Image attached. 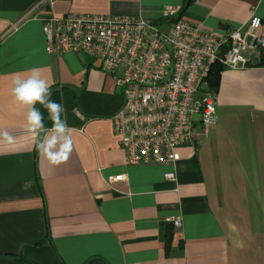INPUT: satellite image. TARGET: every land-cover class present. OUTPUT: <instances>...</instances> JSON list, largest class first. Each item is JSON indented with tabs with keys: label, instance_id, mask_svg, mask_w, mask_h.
I'll return each instance as SVG.
<instances>
[{
	"label": "crops",
	"instance_id": "0c3cea01",
	"mask_svg": "<svg viewBox=\"0 0 264 264\" xmlns=\"http://www.w3.org/2000/svg\"><path fill=\"white\" fill-rule=\"evenodd\" d=\"M169 7L208 30L229 31L252 11L264 25V0H0V132L13 138H0V264H264V52L219 68L216 89L203 90L214 104L208 134L175 148L170 180L168 164H127L110 118L124 100L114 77L87 54L44 49L51 14L141 15L164 29ZM32 68L65 109L73 151L59 166L12 95Z\"/></svg>",
	"mask_w": 264,
	"mask_h": 264
},
{
	"label": "built area",
	"instance_id": "2783aa9c",
	"mask_svg": "<svg viewBox=\"0 0 264 264\" xmlns=\"http://www.w3.org/2000/svg\"><path fill=\"white\" fill-rule=\"evenodd\" d=\"M164 16L172 20L162 29L141 15L51 14L42 32L46 52L87 54L114 77L124 100L110 118L127 164H168L163 175L175 180V148L208 134L214 104L201 85L211 65L246 66L247 50L264 52V25L254 11L224 32L184 19L174 7Z\"/></svg>",
	"mask_w": 264,
	"mask_h": 264
},
{
	"label": "clouds",
	"instance_id": "9594fccd",
	"mask_svg": "<svg viewBox=\"0 0 264 264\" xmlns=\"http://www.w3.org/2000/svg\"><path fill=\"white\" fill-rule=\"evenodd\" d=\"M27 78L16 76L13 80L12 95L17 103L25 106L27 111L28 131L37 138V149L42 152L49 163L59 166L68 161L73 151V141L69 135L66 120L61 118L65 111L62 104L50 99V84L42 78L38 68L29 70ZM42 105L48 112L52 127L46 128L44 115L36 107ZM45 133L43 139L40 134ZM0 138L12 142V136L7 132H0Z\"/></svg>",
	"mask_w": 264,
	"mask_h": 264
},
{
	"label": "trees",
	"instance_id": "16d2710c",
	"mask_svg": "<svg viewBox=\"0 0 264 264\" xmlns=\"http://www.w3.org/2000/svg\"><path fill=\"white\" fill-rule=\"evenodd\" d=\"M223 67L221 64L215 62L211 65L209 73L205 78V83L208 85V89L215 90L217 86L216 74L219 68Z\"/></svg>",
	"mask_w": 264,
	"mask_h": 264
},
{
	"label": "rangeland",
	"instance_id": "374dc122",
	"mask_svg": "<svg viewBox=\"0 0 264 264\" xmlns=\"http://www.w3.org/2000/svg\"><path fill=\"white\" fill-rule=\"evenodd\" d=\"M209 126H210V124H209ZM226 167H227V169H229V168H231L232 166H237V168H238V166H240V170H241V168H243V170H247L246 169V166H245V164H224ZM233 167V168H234ZM237 168H236V170H237ZM233 171V173H232V182H235V180H236V178H235V173L234 172H237L238 173V171ZM240 170H239V172H240ZM247 182L249 183L248 185V187H252L251 186V180L250 179H248L247 180ZM234 185V184H233ZM252 191H251V189L249 190V204H248V207H249V209H250V214L251 213H253L254 212V210L252 209V208H254L255 207V203L253 202V200H252Z\"/></svg>",
	"mask_w": 264,
	"mask_h": 264
},
{
	"label": "water",
	"instance_id": "95a60500",
	"mask_svg": "<svg viewBox=\"0 0 264 264\" xmlns=\"http://www.w3.org/2000/svg\"><path fill=\"white\" fill-rule=\"evenodd\" d=\"M206 87H207V84H206V83H203V84L201 85V89H202V90H205ZM196 117H198V116L195 115L194 118H196Z\"/></svg>",
	"mask_w": 264,
	"mask_h": 264
}]
</instances>
